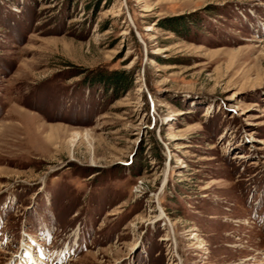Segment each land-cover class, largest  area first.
Returning a JSON list of instances; mask_svg holds the SVG:
<instances>
[{
  "label": "rangeland",
  "instance_id": "obj_1",
  "mask_svg": "<svg viewBox=\"0 0 264 264\" xmlns=\"http://www.w3.org/2000/svg\"><path fill=\"white\" fill-rule=\"evenodd\" d=\"M0 264H264V0H0Z\"/></svg>",
  "mask_w": 264,
  "mask_h": 264
},
{
  "label": "trees",
  "instance_id": "obj_2",
  "mask_svg": "<svg viewBox=\"0 0 264 264\" xmlns=\"http://www.w3.org/2000/svg\"><path fill=\"white\" fill-rule=\"evenodd\" d=\"M94 77H88L89 83H101L102 85L107 86L109 83L117 90L127 89L132 83L134 78L132 75L126 77L123 71H102L93 75Z\"/></svg>",
  "mask_w": 264,
  "mask_h": 264
},
{
  "label": "bare ground",
  "instance_id": "obj_3",
  "mask_svg": "<svg viewBox=\"0 0 264 264\" xmlns=\"http://www.w3.org/2000/svg\"><path fill=\"white\" fill-rule=\"evenodd\" d=\"M28 255H31V252L29 251Z\"/></svg>",
  "mask_w": 264,
  "mask_h": 264
}]
</instances>
